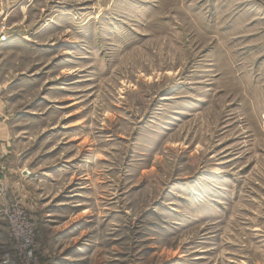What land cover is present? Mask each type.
Here are the masks:
<instances>
[{"label": "rangeland", "instance_id": "rangeland-1", "mask_svg": "<svg viewBox=\"0 0 264 264\" xmlns=\"http://www.w3.org/2000/svg\"><path fill=\"white\" fill-rule=\"evenodd\" d=\"M2 36L0 264L6 202L35 264H264V0H0Z\"/></svg>", "mask_w": 264, "mask_h": 264}, {"label": "built area", "instance_id": "built-area-1", "mask_svg": "<svg viewBox=\"0 0 264 264\" xmlns=\"http://www.w3.org/2000/svg\"><path fill=\"white\" fill-rule=\"evenodd\" d=\"M5 39L4 36L0 37V41ZM0 191L4 195V190L0 189ZM2 213L13 241V256L20 264H35L36 228L29 213L18 203L8 204L7 202Z\"/></svg>", "mask_w": 264, "mask_h": 264}, {"label": "crops", "instance_id": "crops-1", "mask_svg": "<svg viewBox=\"0 0 264 264\" xmlns=\"http://www.w3.org/2000/svg\"><path fill=\"white\" fill-rule=\"evenodd\" d=\"M7 116L5 115L3 106L0 100V163L1 171L3 178L9 181L11 186L10 196L15 198H24L29 193L27 191L26 185L30 183L27 177L22 174V168L11 167L5 164L8 161L14 160L12 153V144L10 142V137L7 130ZM4 164V166H3ZM11 164V163H10Z\"/></svg>", "mask_w": 264, "mask_h": 264}, {"label": "water", "instance_id": "water-1", "mask_svg": "<svg viewBox=\"0 0 264 264\" xmlns=\"http://www.w3.org/2000/svg\"><path fill=\"white\" fill-rule=\"evenodd\" d=\"M22 174H23V175H26V174H27V171H23Z\"/></svg>", "mask_w": 264, "mask_h": 264}]
</instances>
